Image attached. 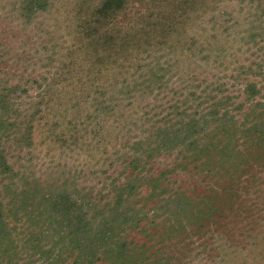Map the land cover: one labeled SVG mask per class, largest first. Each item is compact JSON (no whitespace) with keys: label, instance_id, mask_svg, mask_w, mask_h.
Listing matches in <instances>:
<instances>
[{"label":"rangeland","instance_id":"obj_1","mask_svg":"<svg viewBox=\"0 0 264 264\" xmlns=\"http://www.w3.org/2000/svg\"><path fill=\"white\" fill-rule=\"evenodd\" d=\"M102 1L0 0V203L37 195L0 220V264H72L68 224L125 209L132 229L112 238L126 246L94 264H264V156L236 201L215 200L225 153L245 152L218 151L231 135L216 133L255 129L238 123L251 103L235 109L248 83L264 122V0H126L95 24ZM134 178L143 192L116 206L114 186ZM58 224L68 246L53 244Z\"/></svg>","mask_w":264,"mask_h":264},{"label":"trees","instance_id":"obj_2","mask_svg":"<svg viewBox=\"0 0 264 264\" xmlns=\"http://www.w3.org/2000/svg\"><path fill=\"white\" fill-rule=\"evenodd\" d=\"M44 2L45 0H40V5L42 6H40L39 3H35V4L38 6L37 8L39 9L43 7ZM125 5H126V0H104L102 1L101 4L95 7L94 9L93 17L95 18V20L93 21V23L97 24L96 22H100V21H106V22L110 21L112 19L111 16L115 13V11L122 10L125 7ZM254 88L255 86L252 83L251 84L248 83L245 85V88L242 91V93L243 95H246V97L243 101H241L240 106L235 107V109H242V108L244 109L246 102L251 103L250 106L246 108L245 117H242L241 121H239L238 123L240 125H244L248 122L247 125L250 123L253 125L254 122H256L254 125L255 129L253 127L254 130L249 135L248 133H244L242 134L241 137L235 140H233L234 139L233 137L240 133L236 131L234 128L230 129V127L224 126L220 129L218 133H216L217 136L231 135L230 140H228L229 143L226 140L218 139V142H217L218 145L215 147V148H218V151L220 150L238 151L242 148H243L242 150L245 151L244 153H225L226 154L225 156L229 158V161L228 162L223 161L225 163V168L223 169V175L220 176V178H222L223 180H226V183L225 184L223 183V185L221 186L222 190H220L219 200L215 198V200L218 203L220 202L221 196L224 194H226V198L228 202L236 201L235 197L237 196V191H238L237 184L239 180L242 178L241 174L246 173L247 171L253 173L252 169H257L258 167H261V161L259 160V158L264 156V122H261V124L260 123L258 124L259 122L258 118L262 113L259 114L253 109L254 105L255 107H259L261 105L250 99V96L253 97L256 95ZM177 107L179 106L176 105L175 109H177ZM171 109L172 107H166L165 110H171ZM207 117L208 115H206V117L204 116L200 117V119L207 120ZM262 120L264 121V115H263ZM236 123H237V120L235 124ZM245 130L251 131V129L248 130L247 128H245ZM215 131H217V129H215L213 131L214 133L213 132L212 133L215 134ZM210 136H206V134H203V137L200 138V141L201 140L203 141L206 138H210ZM239 139L242 140L241 143H239ZM181 140H184V139H181ZM216 140L217 139L207 140V143H210L213 141L216 142ZM195 143H196L195 145L196 147L201 146V143L196 142V139L191 141V144L189 145L192 146ZM212 154H215V153H212ZM218 158L220 159V156H218ZM254 175L255 174L253 173V176ZM146 179H147L146 177H143V180H146ZM155 181L156 179L153 180V182ZM135 182H136V179L134 178L128 181L127 183L120 182L118 185H115L113 191L111 192V196H112L111 201H113V203H115L116 206L122 207L127 201L133 200L132 197L134 196V193L137 191L138 188H139L138 194L143 192V191H140L143 185H140V184L137 185ZM234 186L235 187L237 186V188H234ZM256 194L262 196L264 199V192L262 190H259L258 193ZM22 195L24 196L22 197ZM151 195L152 194L148 196L151 197ZM36 197H37L36 192L33 195H31L23 191V192H20V194L18 195H13V197H11L10 200L13 201L14 204L19 203L21 204V206H23V205H26L27 202H33L34 200H36ZM215 197H218V195H215ZM59 199L62 202L60 203L59 201L60 205L63 204V205H66L67 208H70V204L72 203L70 202L71 200L68 196L65 199L63 197H60ZM7 205H8V202L7 204H4V205L0 203V220L3 217L7 218L6 216L13 218L14 214L17 211H19V208L21 207L20 206L18 210L13 209L14 211H12L11 209L6 210L5 207ZM169 209L174 210L176 215L190 214V213H187L188 210L184 205L180 203H175L174 201L169 207H167V210ZM126 210L127 209L121 210V211L117 210L116 218L114 220H111L109 224L106 221H101L100 224L95 225L91 220H89L90 218L87 216L85 217L84 214L79 215L80 218L78 219L79 223L77 224V226L75 222H72L75 225L74 227H72L71 224H68V228L71 231L67 232L66 236L70 237L71 232H72V240L70 241L69 250L74 249V251H77V254H78V256L73 259L72 264H94L95 262L99 261V259L96 258L95 255L97 254V252L100 253L101 250L107 253L106 254L107 257H110L112 248L114 247H115V252H118V253L122 252V248L126 246V243L121 242L120 245H118L116 241L115 243H113L114 239L112 237H114L115 240H117L120 233H124L132 229L131 225H127L129 220H131V217L129 215H124L125 212H129ZM74 211L75 209L73 210L70 209L69 216H73V215L75 216ZM66 212L67 210L63 212L64 215L60 217L58 216L55 219L56 223H60V221L65 216H68ZM219 212L221 211L215 207H213L212 209L204 210L203 214H205L204 216H207L204 218H208L209 216H214L215 213H219ZM3 225L4 224L0 223V227H2ZM58 226L59 224L57 225V228L55 229V233L58 234L56 238H59L58 239L59 242L56 241V243H59V245H56L55 243L53 244L56 247L61 246V244H64V246H68L69 242L66 241L64 237H61L64 234V230ZM180 227H182V225H180ZM11 229L12 228L2 229V230L4 233L8 234V231ZM43 232H46V230L44 229ZM113 233H117V235H113ZM109 246L111 247L108 249ZM71 256L72 255L69 253L68 255L69 258H66V259L71 260ZM124 258H128V257L124 256ZM52 262H54V260ZM133 262L134 261H132L131 264Z\"/></svg>","mask_w":264,"mask_h":264}]
</instances>
